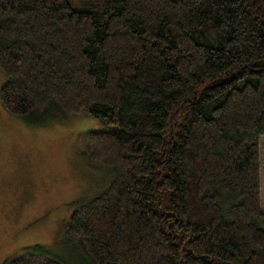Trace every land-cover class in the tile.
Returning a JSON list of instances; mask_svg holds the SVG:
<instances>
[{"label":"trees","instance_id":"1","mask_svg":"<svg viewBox=\"0 0 264 264\" xmlns=\"http://www.w3.org/2000/svg\"><path fill=\"white\" fill-rule=\"evenodd\" d=\"M0 69L12 116L104 126L114 179L64 227L85 264H264V0H0Z\"/></svg>","mask_w":264,"mask_h":264},{"label":"rangeland","instance_id":"2","mask_svg":"<svg viewBox=\"0 0 264 264\" xmlns=\"http://www.w3.org/2000/svg\"><path fill=\"white\" fill-rule=\"evenodd\" d=\"M5 80L0 69V89ZM103 128L85 115L29 125L7 113L0 100V264L36 246L66 259V264H85L82 250L66 239L64 227L78 205L105 192L114 179L110 166L88 155L86 132ZM261 184L264 210V135ZM163 203L169 204L167 195Z\"/></svg>","mask_w":264,"mask_h":264}]
</instances>
